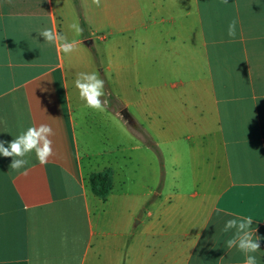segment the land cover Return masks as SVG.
<instances>
[{
	"label": "crops",
	"instance_id": "0c3cea01",
	"mask_svg": "<svg viewBox=\"0 0 264 264\" xmlns=\"http://www.w3.org/2000/svg\"><path fill=\"white\" fill-rule=\"evenodd\" d=\"M79 1L85 33L73 0H0V141L51 128L45 163L0 156V264H245L246 232L264 264V0ZM95 31L104 85L133 119L114 112L108 161L78 134V104L90 110L75 80L96 71ZM108 168L103 200L89 178Z\"/></svg>",
	"mask_w": 264,
	"mask_h": 264
},
{
	"label": "clouds",
	"instance_id": "9594fccd",
	"mask_svg": "<svg viewBox=\"0 0 264 264\" xmlns=\"http://www.w3.org/2000/svg\"><path fill=\"white\" fill-rule=\"evenodd\" d=\"M98 2V0H97ZM76 28L75 25H72ZM79 29L77 28V31ZM42 35L46 42L54 44L57 40L61 41L60 49L64 53H70L73 51L74 45L71 42L65 40V38L57 33H54L50 29H44L39 33ZM236 34L235 22H231L228 26V36L234 37ZM102 81L96 76L95 73L85 75L80 73L75 80V87L79 90V95L84 99L89 107L99 109L102 107L99 97L101 92ZM50 127L47 125H40L39 127H29L27 130L15 137L13 140L8 141V147H4V142L0 141V156H24L32 150H35L36 157L41 163L46 162V157L51 152L50 142L45 138L44 134L50 131ZM26 160H13L10 166L14 169L21 168L26 164ZM235 221H228L227 226L231 227L235 224ZM252 219L246 218L240 223L241 229L246 226L251 227ZM255 237V238H254ZM235 242L233 240L228 241V247L231 248ZM237 248L242 253H245V264H257V257L252 255L260 250L259 238L255 236L253 232L244 233L237 244ZM264 254V253H262Z\"/></svg>",
	"mask_w": 264,
	"mask_h": 264
},
{
	"label": "rangeland",
	"instance_id": "374dc122",
	"mask_svg": "<svg viewBox=\"0 0 264 264\" xmlns=\"http://www.w3.org/2000/svg\"><path fill=\"white\" fill-rule=\"evenodd\" d=\"M104 33L105 32H99L96 34L95 31V33L89 38L93 40V43L89 46V50L93 57V67L94 70H96L95 74L102 81L101 92L104 93L102 94L101 108L103 111L98 113L99 109L92 108L87 105L90 110V114L86 115L85 109L82 108L81 104H78L79 108L77 110V117L79 123L78 134L82 151L84 152L85 148L88 147L91 152H102L104 155L102 159L108 161L111 155L109 152L113 149L115 140L118 138L116 135L118 132L116 125L117 116H115L114 112L117 113L126 123H128V121L121 114V110L124 107L114 98L113 90L108 87L107 83L104 85L102 71L104 65H106V61L101 58L99 60L98 57V51L103 47V43L100 39ZM74 103H79L77 90H74ZM126 109L129 112V109ZM134 130L138 135H143V130L138 126L134 128ZM85 161L87 162V159Z\"/></svg>",
	"mask_w": 264,
	"mask_h": 264
},
{
	"label": "trees",
	"instance_id": "16d2710c",
	"mask_svg": "<svg viewBox=\"0 0 264 264\" xmlns=\"http://www.w3.org/2000/svg\"><path fill=\"white\" fill-rule=\"evenodd\" d=\"M73 1L78 10L81 19L82 29L83 32L85 33L87 30V24L84 20L80 1L79 0H73ZM142 140L159 156L161 160V152L158 146L156 145L155 141L148 134H144ZM89 182L92 191L103 200H106L110 191L112 190V183H113L112 169L108 168L105 169L104 171L93 173L92 175H90Z\"/></svg>",
	"mask_w": 264,
	"mask_h": 264
},
{
	"label": "water",
	"instance_id": "95a60500",
	"mask_svg": "<svg viewBox=\"0 0 264 264\" xmlns=\"http://www.w3.org/2000/svg\"><path fill=\"white\" fill-rule=\"evenodd\" d=\"M85 43H86L88 46H90V45L92 44V39H86V40H85ZM121 114H122V116H123L128 122L131 123V122L133 121V119H132L130 113L128 112V110H127L126 108H123V109L121 110Z\"/></svg>",
	"mask_w": 264,
	"mask_h": 264
}]
</instances>
